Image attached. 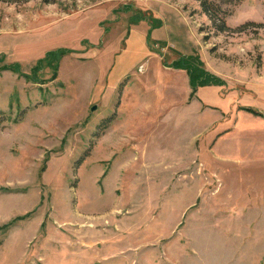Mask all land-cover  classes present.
I'll use <instances>...</instances> for the list:
<instances>
[{"label": "rangeland", "instance_id": "1", "mask_svg": "<svg viewBox=\"0 0 264 264\" xmlns=\"http://www.w3.org/2000/svg\"><path fill=\"white\" fill-rule=\"evenodd\" d=\"M209 1L225 30L199 0H0V264H264V0Z\"/></svg>", "mask_w": 264, "mask_h": 264}, {"label": "trees", "instance_id": "2", "mask_svg": "<svg viewBox=\"0 0 264 264\" xmlns=\"http://www.w3.org/2000/svg\"><path fill=\"white\" fill-rule=\"evenodd\" d=\"M9 1H19V0H9ZM27 1V0H25ZM43 2H54L55 0H41ZM200 6L202 8V12H204L210 19V21L213 24V27L218 31H223L227 27L225 26L224 19L219 18L218 14L220 13V7L217 4H214L213 2H210L209 0H199ZM261 27H264V24L260 25ZM56 52V51H55ZM54 53L50 55H46L44 59H47L48 57H51ZM197 62V59L192 56H183L179 57L175 61L171 63V66L174 68L184 69L187 74L189 75V86L191 89V94L194 93L196 90V87L203 86L207 84L212 85H220L221 81L218 80L217 76L212 75L210 72L204 70L200 71V65ZM39 65L38 61L36 62L35 67L37 68ZM15 71V70H14ZM19 74H21L20 71H18ZM220 82V83H219ZM247 111L255 114V115H261L255 109L252 108H246ZM111 121V117L108 119H105L103 121L102 127L106 126L107 122L109 123Z\"/></svg>", "mask_w": 264, "mask_h": 264}, {"label": "crops", "instance_id": "3", "mask_svg": "<svg viewBox=\"0 0 264 264\" xmlns=\"http://www.w3.org/2000/svg\"><path fill=\"white\" fill-rule=\"evenodd\" d=\"M176 59H178V58H176ZM176 59H175V60H176ZM175 60H173V61H175ZM173 61H171L169 64H171ZM163 65H164V67L167 66L166 68H170V69H172V70L175 71V72H179L178 70H181V69H179V68H174V67H172V66H170V65H168V64L166 65V63H164V62H163ZM125 76H126V75H124V77H125ZM123 79H124V78H123Z\"/></svg>", "mask_w": 264, "mask_h": 264}, {"label": "water", "instance_id": "4", "mask_svg": "<svg viewBox=\"0 0 264 264\" xmlns=\"http://www.w3.org/2000/svg\"><path fill=\"white\" fill-rule=\"evenodd\" d=\"M91 109H92V110L95 109V105H93V106L91 107Z\"/></svg>", "mask_w": 264, "mask_h": 264}]
</instances>
